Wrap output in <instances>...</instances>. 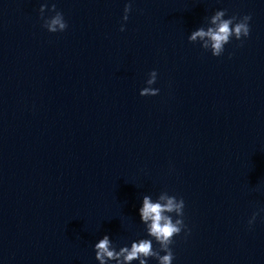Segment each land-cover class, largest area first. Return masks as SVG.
Returning a JSON list of instances; mask_svg holds the SVG:
<instances>
[{"label": "water", "instance_id": "water-1", "mask_svg": "<svg viewBox=\"0 0 264 264\" xmlns=\"http://www.w3.org/2000/svg\"><path fill=\"white\" fill-rule=\"evenodd\" d=\"M49 2L62 32L45 0H0V264H96L160 190L189 228L172 264H264V0H132L127 21L125 0ZM220 8L250 31L213 57L186 37Z\"/></svg>", "mask_w": 264, "mask_h": 264}, {"label": "clouds", "instance_id": "clouds-1", "mask_svg": "<svg viewBox=\"0 0 264 264\" xmlns=\"http://www.w3.org/2000/svg\"><path fill=\"white\" fill-rule=\"evenodd\" d=\"M132 0H125L120 16L121 21H127ZM47 4V14L45 6ZM38 15L41 27L49 33L62 32L67 27V21L62 12L56 9L55 2L45 0L40 3ZM226 9L214 10L210 15L203 17L202 23L190 30L186 39L193 44L217 57L225 52V45L230 40L242 42V38L249 36L251 19L250 14L235 13L226 15ZM124 23H120L119 31H124ZM231 56V52L228 53ZM157 78L155 69L146 74L144 86L138 89V95H156L158 88L152 87ZM184 200L177 195L160 190L156 194L144 193L140 195L136 209L139 223L143 226L144 235L129 239L127 243L118 244L109 234L100 235L91 248L96 264H172L174 253L170 245L173 237L183 231L184 236L189 228L184 222ZM264 220V208L252 211L246 220L247 227L251 228L257 217Z\"/></svg>", "mask_w": 264, "mask_h": 264}]
</instances>
